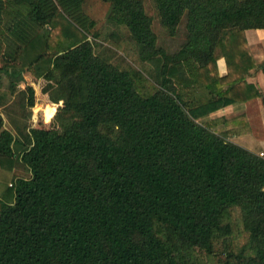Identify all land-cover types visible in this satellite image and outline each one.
<instances>
[{"label":"trees","instance_id":"16d2710c","mask_svg":"<svg viewBox=\"0 0 264 264\" xmlns=\"http://www.w3.org/2000/svg\"><path fill=\"white\" fill-rule=\"evenodd\" d=\"M85 1L0 0V156L31 174L0 198V264H264V156L203 120L264 103V0H99L100 28ZM25 74L64 99L53 126L51 99L31 126Z\"/></svg>","mask_w":264,"mask_h":264},{"label":"crops","instance_id":"0c3cea01","mask_svg":"<svg viewBox=\"0 0 264 264\" xmlns=\"http://www.w3.org/2000/svg\"><path fill=\"white\" fill-rule=\"evenodd\" d=\"M246 37L256 58L258 68L250 77L264 91V29H248ZM221 75L227 73L224 57L218 60ZM203 120L222 123L218 125V132L229 134L237 143L255 152H264V103L262 98H252L240 105H230L206 115ZM228 125V126H225ZM223 127H225L223 129Z\"/></svg>","mask_w":264,"mask_h":264},{"label":"rangeland","instance_id":"374dc122","mask_svg":"<svg viewBox=\"0 0 264 264\" xmlns=\"http://www.w3.org/2000/svg\"><path fill=\"white\" fill-rule=\"evenodd\" d=\"M150 1L148 0V9L150 13H153L152 10L149 8ZM90 16L94 18L98 22V28L101 27L102 23L105 20L108 7L107 5L103 4L99 0H86L85 1V7H84ZM156 31L160 34V37H164L163 40H165V45L170 49L175 48L177 46V43L180 42L179 40H171L165 36H163V31L159 25L158 20H156ZM49 30V28H48ZM123 53V51H121ZM152 65L154 66L155 72L158 74L160 65L162 62L161 58H155L153 60H150ZM1 64V61H0ZM30 76L31 78H28ZM25 83H22V88H27V85L31 83L35 88L36 93V103L34 107L30 110V123L32 127H51L48 125V123H45L44 119V107L47 100V95L44 93V86L45 81L43 79L39 80V84H36L32 81V76L25 74ZM4 85V82H0V87ZM52 100L57 104V110L59 111L60 106L63 104V101L60 102L59 99L56 97L55 92L54 95H51ZM64 100V99H63ZM27 99H25L22 96H19L18 98L11 102L8 107L3 110V115L6 120V126L9 127L10 124V118H16L21 119L23 116L21 115L22 112H24V109L22 107L23 103H26ZM7 110V111H6ZM60 112V111H59ZM25 114H27V109L25 111ZM14 115V116H12ZM54 125V119L52 126ZM17 149V148H16ZM17 154L14 157H6V156H0V198L4 199L8 202H12L14 200V184L15 180L18 177L21 178H29L31 176L30 171L28 167L22 163L20 160V152L17 151Z\"/></svg>","mask_w":264,"mask_h":264},{"label":"water","instance_id":"95a60500","mask_svg":"<svg viewBox=\"0 0 264 264\" xmlns=\"http://www.w3.org/2000/svg\"><path fill=\"white\" fill-rule=\"evenodd\" d=\"M28 78H31V77H30V76H28ZM44 93H45V95H47V96H48V97H47V99H51V100H52V98H51V95H50V94H49L47 91H45V90H44ZM53 93H54V91H53ZM47 101H48V100H47ZM52 101H53V100H52ZM63 102H64V100H63ZM58 114H60V112H59V113H57V114H55V115L53 116V119H54V118H55V116H56V115H58ZM43 115H44V119H45V123H46V119H47V118H46V116H45V115H46V114H45V112H44V114H43Z\"/></svg>","mask_w":264,"mask_h":264},{"label":"built area","instance_id":"2783aa9c","mask_svg":"<svg viewBox=\"0 0 264 264\" xmlns=\"http://www.w3.org/2000/svg\"><path fill=\"white\" fill-rule=\"evenodd\" d=\"M260 156H264V153H263V152H261V153H260Z\"/></svg>","mask_w":264,"mask_h":264}]
</instances>
